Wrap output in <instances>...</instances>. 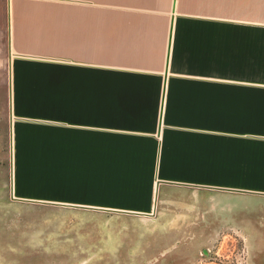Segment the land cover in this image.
<instances>
[{"label":"crops","instance_id":"0c3cea01","mask_svg":"<svg viewBox=\"0 0 264 264\" xmlns=\"http://www.w3.org/2000/svg\"><path fill=\"white\" fill-rule=\"evenodd\" d=\"M3 2L19 169L50 154L63 199L154 212L209 192L220 135L222 184L264 197V0Z\"/></svg>","mask_w":264,"mask_h":264},{"label":"rangeland","instance_id":"374dc122","mask_svg":"<svg viewBox=\"0 0 264 264\" xmlns=\"http://www.w3.org/2000/svg\"><path fill=\"white\" fill-rule=\"evenodd\" d=\"M11 62L0 0V264H264V197L252 187L229 193L222 184L220 135L209 136V192L191 189L181 193L182 204L160 203L154 212L103 208L89 202L92 195L63 199L67 188L54 190L50 154L21 155L44 169H19ZM216 109L209 106V130L220 131Z\"/></svg>","mask_w":264,"mask_h":264}]
</instances>
